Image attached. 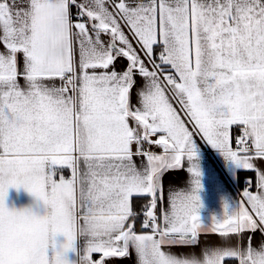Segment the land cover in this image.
<instances>
[{
    "label": "snow or ice",
    "instance_id": "6c2138e0",
    "mask_svg": "<svg viewBox=\"0 0 264 264\" xmlns=\"http://www.w3.org/2000/svg\"><path fill=\"white\" fill-rule=\"evenodd\" d=\"M197 136L242 169L264 160V0H0V264H69L80 237L79 264L130 250L138 264H264V240L252 246L264 237V171L207 226L195 166L192 192L173 191L162 222L154 213L162 176L193 159ZM65 168L70 178H54ZM9 187L50 211H9ZM134 197L150 198L148 233L135 230ZM201 233L221 245L165 250Z\"/></svg>",
    "mask_w": 264,
    "mask_h": 264
},
{
    "label": "crops",
    "instance_id": "0c3cea01",
    "mask_svg": "<svg viewBox=\"0 0 264 264\" xmlns=\"http://www.w3.org/2000/svg\"><path fill=\"white\" fill-rule=\"evenodd\" d=\"M19 4L22 0H16ZM126 61L120 59L116 63V69L120 70L124 67ZM23 85V80L20 81ZM59 84V81H57ZM139 87V78H138ZM135 92L133 93V103H136ZM174 107H178L173 102ZM236 131H241L238 126H232L230 129V141L232 134ZM232 146V143H231ZM153 152L159 154L162 150L156 146H151ZM193 151L195 156L192 160L185 158L182 162L181 169L170 170L162 176V189H163V199L161 200L158 194L157 208L154 213L157 215L158 220H161L164 211L169 209L168 197L173 194V191L179 192H192L193 190V179L194 177L188 171L190 167L195 166L199 171V176L195 177L199 181V188L196 189L195 194L199 198V207L197 208V215L201 226L209 225L213 218L219 220L223 218L225 212L231 214L237 208L238 202L241 201L242 193L245 188L250 190L251 180L246 179L243 182V186L238 187L236 183V174L238 172H251L253 174V193L258 191L257 181L258 172L264 171V160L256 159L254 161V168L251 170H246L238 167L231 160L226 159L218 149L213 148L206 140L195 137L193 140ZM137 164H140V160H137ZM64 175L65 178H70V170L61 169L56 179H59V175ZM250 182V183H247ZM251 191V190H250ZM135 200L139 202L134 203ZM150 198L148 197H134L133 206L134 209L139 213V209L144 207ZM4 205L9 211H21L25 209L31 210L36 215H45L50 209H46L42 202L37 201L29 193H27L23 188H12L7 189V193L4 198ZM142 219L137 215L135 221V230L138 234L148 233L150 229H142ZM162 222V220H161ZM251 235L250 233H244L245 240ZM264 237L257 232L252 238V246L259 248ZM85 238L80 237L76 241L77 252L69 251L65 254V258L69 261V264H79V253L84 245ZM198 245L192 247H173L166 248V251H170L177 255L188 256L195 254L197 256L201 255V251L204 248H211L220 246L222 241L218 233H201L198 237ZM57 249L59 245L63 243V237L57 236ZM232 245L240 246L239 241L234 237L231 241ZM48 255H53L54 250L52 248L51 242L49 243L47 249ZM100 254H93V259H99ZM227 260H236L237 264L239 261L235 258H226ZM106 264H138V260L134 251L130 250V254L125 258H105Z\"/></svg>",
    "mask_w": 264,
    "mask_h": 264
},
{
    "label": "trees",
    "instance_id": "16d2710c",
    "mask_svg": "<svg viewBox=\"0 0 264 264\" xmlns=\"http://www.w3.org/2000/svg\"><path fill=\"white\" fill-rule=\"evenodd\" d=\"M246 179H250L251 180V188L250 190L253 191V174L251 172H238L236 174V183H237V186L238 187H241L243 186V182L246 180ZM139 201L138 200H135L134 203H138ZM145 207V206H144ZM143 207H141L140 209H142ZM139 209V211H140ZM228 264H237L236 260H228Z\"/></svg>",
    "mask_w": 264,
    "mask_h": 264
},
{
    "label": "built area",
    "instance_id": "2783aa9c",
    "mask_svg": "<svg viewBox=\"0 0 264 264\" xmlns=\"http://www.w3.org/2000/svg\"><path fill=\"white\" fill-rule=\"evenodd\" d=\"M239 135H241V131H236L232 134L231 143H232V148L234 151L238 150V146L236 145L235 141L239 137ZM148 150L153 151L152 147H150ZM145 210H146V207H143L142 209H140V211L138 213V215L141 217L142 221L144 219L143 212Z\"/></svg>",
    "mask_w": 264,
    "mask_h": 264
}]
</instances>
